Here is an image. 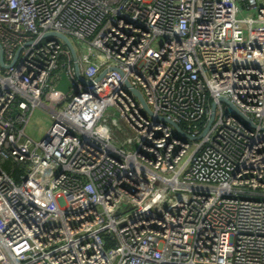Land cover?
<instances>
[{
    "label": "built area",
    "instance_id": "2783aa9c",
    "mask_svg": "<svg viewBox=\"0 0 264 264\" xmlns=\"http://www.w3.org/2000/svg\"><path fill=\"white\" fill-rule=\"evenodd\" d=\"M0 46V264H264V0H0Z\"/></svg>",
    "mask_w": 264,
    "mask_h": 264
},
{
    "label": "water",
    "instance_id": "95a60500",
    "mask_svg": "<svg viewBox=\"0 0 264 264\" xmlns=\"http://www.w3.org/2000/svg\"><path fill=\"white\" fill-rule=\"evenodd\" d=\"M53 34H56V35L60 36L65 41V43L69 46V48L71 49L72 54L74 56V51H73V49L71 47V44H70L68 38L65 35L60 34V33H53ZM0 65H4L3 64V60H2V49H1V46H0ZM127 84H128V82H127ZM70 85L71 84H70L69 79L66 76V73L64 71L61 72L59 81L56 84V89L61 90L63 92H67L68 87H70ZM130 89L134 93V95L139 99V101L143 105V108L145 109V111H147L149 114H151V111L149 110L148 106L146 105L145 100L142 97L141 93L137 89H135L133 87H130ZM212 118H213V107H212V111H211V114L209 116V119L207 121L206 128L204 129L203 133L207 130V128L211 124ZM163 119L168 121V122H170L177 129V131H180L181 133H183L181 128L175 122H173V121H171L169 119H166V118H163Z\"/></svg>",
    "mask_w": 264,
    "mask_h": 264
},
{
    "label": "rangeland",
    "instance_id": "374dc122",
    "mask_svg": "<svg viewBox=\"0 0 264 264\" xmlns=\"http://www.w3.org/2000/svg\"><path fill=\"white\" fill-rule=\"evenodd\" d=\"M49 126L50 118L48 113L37 108L33 111L25 126V133L31 139L38 140L45 134Z\"/></svg>",
    "mask_w": 264,
    "mask_h": 264
}]
</instances>
